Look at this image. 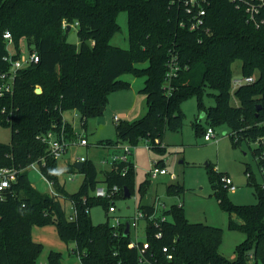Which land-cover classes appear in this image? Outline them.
<instances>
[{
  "label": "trees",
  "instance_id": "16d2710c",
  "mask_svg": "<svg viewBox=\"0 0 264 264\" xmlns=\"http://www.w3.org/2000/svg\"><path fill=\"white\" fill-rule=\"evenodd\" d=\"M198 2L205 10L200 17L203 22L189 30L185 25L194 20L197 7L188 5L192 13H187L185 0H0V76L9 70V63L3 61L8 52L5 32L10 33L17 51L13 58L19 57L21 40L28 53L38 56L37 62L17 70L12 91L0 97V126L10 129L9 142L0 143V169L21 170L16 181L0 191V264H38L44 247L32 239V228L49 225L54 226L59 240L74 244L80 264H139L138 249L130 246V231L124 236L125 223L111 225L106 216L104 223L94 225L90 218V209L96 205L108 215L109 200L93 195L99 185L118 187L119 192L110 199L114 205L124 198V190L129 197L134 195L133 161L115 163L103 172L101 181L90 160L85 159L80 171L74 164L67 165L68 173L83 176L78 190L68 193L59 182L58 160L48 157L47 147L40 141L62 124L67 137L74 138L72 127L63 120L66 111H76L83 127L87 119L103 117L101 109L104 111L109 96L130 87L120 79L124 74L144 77L139 93L145 96L146 114L132 122H115L116 140L96 146L127 143L136 147L145 141L153 151L163 153L162 138L166 131L182 129L185 116L181 107L191 96L206 126L214 129L222 124L230 129L233 146L264 138V24L255 27L249 23L239 0ZM121 11L127 13V49L109 42L119 31L116 17ZM259 18L264 19V7ZM64 22L77 23L78 44L67 42ZM237 60L241 77L252 76L253 81L241 84L232 95L231 67ZM139 64L146 66L137 67ZM171 69L172 75L167 76ZM2 83L0 78V87ZM36 87L41 93H35ZM205 95L213 97L214 106H205ZM200 121L196 118L192 123L195 136L204 135ZM262 152L259 143L252 151L258 169L264 166ZM42 158L45 164L40 171L57 196L35 189L24 170ZM154 165L164 168L161 160ZM206 172L218 205L230 216L228 228L244 234L235 248L236 257L229 260L220 254V228L189 222L181 204L163 211L166 219L156 227L146 220L145 240L136 244L141 248L147 243L145 256L157 264H264V190L249 166L244 173L256 197L252 205L233 204L221 182L226 175L210 165ZM148 186V179L138 185L139 201ZM184 191L178 183L166 186L168 195L179 196ZM66 201L76 210L73 220L65 213ZM138 209L147 216L152 214L151 207L140 203ZM46 264H62V254L50 251Z\"/></svg>",
  "mask_w": 264,
  "mask_h": 264
},
{
  "label": "rangeland",
  "instance_id": "374dc122",
  "mask_svg": "<svg viewBox=\"0 0 264 264\" xmlns=\"http://www.w3.org/2000/svg\"><path fill=\"white\" fill-rule=\"evenodd\" d=\"M116 20L119 31L109 39L110 45L127 49L129 46L127 13L125 11L119 12ZM70 28L66 40L68 43L76 45L78 44L77 26L71 25ZM7 50L12 54L17 52L13 45L8 44ZM27 55L28 49L25 40H21L19 56L25 57ZM136 66L145 67L146 64ZM240 66L241 62L239 60L232 64L233 80L241 79ZM120 79L128 81L130 87L109 96L103 111L102 121L98 122L97 118H89L86 120L85 127H83L76 111H66L62 115L63 120L72 127L73 134L84 135L88 142L87 146H76L70 141L66 154L58 159L59 182L63 184L68 193L76 192L83 180L82 174L67 172V165L71 161V164H73L74 158H84L92 161L99 181L103 179V172L112 168L109 160L117 150L114 147L96 145L101 141L116 140L114 128L116 123L113 117L116 116L120 121L132 122L146 114L145 96L139 93V89L144 84V77H133L130 74H124ZM234 90L235 88L232 87V95ZM207 92L209 94L215 93L213 90H207ZM203 102L206 107L215 105L212 96L205 95ZM181 108L185 116L184 125L179 132H165L161 142L164 148L163 153L146 148L145 141H140L133 149L134 195L117 199L115 201L116 212L112 216L107 215L101 205L93 206L90 209L91 221L94 225L104 223L106 216H108L109 223L113 225L116 223L117 218L122 223L129 224L130 239L133 242H143L145 240V221L140 219L134 222L133 218L139 197L137 187L141 182L148 179V190L154 198H158L160 202H163L166 208L173 204H181L184 216L189 222L220 228L222 230V242L219 252L227 259L233 260L236 257L235 248L244 240V234L239 230L228 228L230 216L220 208L213 195L206 165H210L214 170L224 173L231 179L236 189L234 191L228 190L227 197L233 204H255L256 197L253 194V187L247 184L244 171L246 165H248L255 182H261L260 172L252 153L258 147V144L242 142L238 146H233L229 136L230 129L222 124L214 128L215 136L212 140H204L202 133L195 136L192 123L196 118H200L203 128L207 125L203 115L197 113L195 97H189ZM9 140L10 129L0 126V143L7 144ZM157 160L162 161L167 174L159 175L153 179L150 178L148 173ZM28 175L35 189L42 193L48 192L47 184L33 170H29ZM174 183L181 184L185 188V191L179 196L166 193V186ZM63 207L66 215H69L71 213L70 203L64 202ZM234 220L238 222V219ZM32 239L44 247L38 258V264H46L47 255L50 251H57L62 254V264H80L77 255L73 251L74 244L68 243L66 245L59 240L54 226L33 227Z\"/></svg>",
  "mask_w": 264,
  "mask_h": 264
},
{
  "label": "built area",
  "instance_id": "2783aa9c",
  "mask_svg": "<svg viewBox=\"0 0 264 264\" xmlns=\"http://www.w3.org/2000/svg\"><path fill=\"white\" fill-rule=\"evenodd\" d=\"M205 1V0H202ZM235 1V0H233ZM240 5L242 8H244L245 13L247 14V21L251 23L255 27H259L261 24H264V19L259 18L260 12L262 8L264 7V0H239ZM185 5L187 6V13L191 14L192 10L190 6H196L197 7V14L196 16L193 17V21L189 22L187 25L185 24H180V26H187L189 30H194L198 25L202 24V18L201 16L205 15V10L202 9L200 3L198 0H185ZM190 5V6H188ZM239 7V5L237 6ZM73 25L77 26V23H74ZM68 26L67 23H63V28H66ZM71 26V25H70ZM3 39L7 42L8 45H12V38L9 32H5L3 34ZM8 51V50H7ZM15 54L10 53L9 51L7 52V55L3 57V61L9 63V70L8 73L2 74L0 78L2 79L3 83L0 87V97L5 93V92H11L12 87H13V81L16 76L17 70L23 68L29 63H35L38 61V56L33 52V53H28L27 56L22 57L19 56L18 58H13ZM174 69L167 74V76H171L173 73ZM253 81V77H247V78H242L241 79H236L232 81V87L237 88L241 84L245 83H251ZM113 120L115 122H118L119 119L115 116L113 117ZM64 122V121H63ZM55 129L48 131L44 135L40 137V141L46 145L47 147V155L50 158L53 159H60L64 154H66L69 143L72 141L73 145L76 146H87L88 142L87 139L84 135H74L73 139H69L67 137V132H66V127L64 124H62L60 127H55ZM215 136V131L212 127L206 126L205 127V132L203 135L204 140L209 141L212 140ZM262 146L264 148V138L260 139L257 141V144ZM146 148H149V146L145 143ZM117 152L113 153L112 156L110 157L109 163L110 165H114L115 163L118 162H123V163H128L129 161L132 160V151L135 147H132L131 145L127 143H119L115 146H113ZM262 155H264V152H262ZM84 158H75L73 160V164L76 162H84ZM45 161L44 159H40L39 161L33 162L30 165H28L24 170H33L40 178L47 184L48 186V194L51 196H57V193L54 191L51 182H49L41 173L40 171V166L44 165ZM21 170L15 169V168H1L0 169V191L3 189H7L11 186L12 183L16 181V176ZM260 176H261V182L259 183V186L261 189L264 190V166H261L259 168ZM124 174V171L122 172ZM149 176L150 178H156L159 175H166L167 170L165 168H160L154 165V167L149 171ZM221 182L223 185L227 188L229 191H234L236 188L233 185L231 179L228 176H224L221 178ZM119 189L117 186H112L110 189L106 188L104 185L98 186L95 191H94V197L96 198H101V199H108L110 205L108 206V215L112 216L116 212V206L112 204V201L110 200L111 197L118 193ZM139 205V199L137 200V205H136V213L134 215L133 221L137 222L138 220L142 219L144 221L148 220L153 223V225L156 227L158 226V223L161 221H164L166 217L163 215V211H165L166 206L163 202H160L158 198H152L150 201L149 207L152 208V214L147 216L145 213H143L141 210L138 209ZM71 206V213L67 215L69 220H73L76 215V210L72 204ZM114 217V216H113ZM120 220L116 218V223L113 225H116ZM160 234L157 233L155 235L156 238H159ZM130 246H135L138 249L139 252V258H138V263L139 264H157V262L152 261L148 259L145 256V250L148 249V244L143 243L142 247L139 248L136 242H131ZM163 252H166V249H162ZM249 258H252V255H249ZM167 260H171V256L167 255Z\"/></svg>",
  "mask_w": 264,
  "mask_h": 264
},
{
  "label": "water",
  "instance_id": "95a60500",
  "mask_svg": "<svg viewBox=\"0 0 264 264\" xmlns=\"http://www.w3.org/2000/svg\"><path fill=\"white\" fill-rule=\"evenodd\" d=\"M70 30V25H68L65 29V33L67 34L68 31ZM35 93L39 94L41 93V89L39 87H37L35 89ZM103 112V109H101V113ZM98 122L102 121V117H99L97 118ZM83 163L82 162H76L74 164V168L77 170V171H80L81 170V167H82ZM129 197V193L128 191L124 190V198H128ZM152 198V194L150 192V190H148L147 194L141 198L140 200V206L141 207H149L150 205V200ZM129 233V224L128 223H125V231H124V236H127Z\"/></svg>",
  "mask_w": 264,
  "mask_h": 264
},
{
  "label": "crops",
  "instance_id": "0c3cea01",
  "mask_svg": "<svg viewBox=\"0 0 264 264\" xmlns=\"http://www.w3.org/2000/svg\"><path fill=\"white\" fill-rule=\"evenodd\" d=\"M70 27H71V26H70ZM70 29H71V28H70ZM69 31H70V30H69ZM69 31H68V32H69ZM114 117H115V116H114ZM64 121H65V120H64ZM74 159H75V158H74ZM74 159H73V160H74ZM71 163H72V161L69 162L68 165H72ZM99 186H101V185H99ZM46 193H47V192H46ZM152 198H153V196H152ZM152 198H151V199H152ZM138 199H139V197H138ZM140 200H141V199H140ZM150 201H151V200H150ZM139 203H140V201H139Z\"/></svg>",
  "mask_w": 264,
  "mask_h": 264
}]
</instances>
